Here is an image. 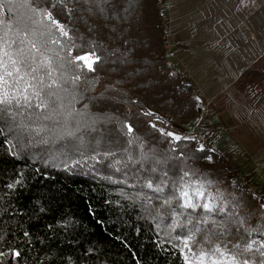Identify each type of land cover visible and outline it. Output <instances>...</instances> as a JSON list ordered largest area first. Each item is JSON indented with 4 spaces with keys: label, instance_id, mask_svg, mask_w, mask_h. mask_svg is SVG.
<instances>
[{
    "label": "trees",
    "instance_id": "16d2710c",
    "mask_svg": "<svg viewBox=\"0 0 264 264\" xmlns=\"http://www.w3.org/2000/svg\"><path fill=\"white\" fill-rule=\"evenodd\" d=\"M0 3V36L6 31L12 36L20 18L31 13L24 0ZM53 3L41 0L49 9ZM165 3L63 0L53 15L67 37L55 28L49 32L47 21L35 26L37 42L48 41L46 55L54 67L79 80H68V92L61 93L64 108L50 120L26 109L15 121L0 117V264H185L183 255L191 250L182 255L176 237L187 230L174 227L177 219L184 222L176 215L182 210L175 201L163 205L170 189L163 195L153 189L164 172L171 182L186 171L190 180L203 182L217 209L212 217L217 227L196 234L189 242L193 252L229 242L242 264L264 261L263 252L246 248L254 239L264 240L261 188L253 191L252 180L244 182L235 166L228 173V154L212 141L193 136L176 141L159 131L199 112L188 74L172 72ZM92 52L100 58L94 71L82 61L77 62L82 67L69 63ZM102 78L111 81L99 90ZM22 123L43 131H22ZM150 181L153 188L147 187Z\"/></svg>",
    "mask_w": 264,
    "mask_h": 264
},
{
    "label": "rangeland",
    "instance_id": "374dc122",
    "mask_svg": "<svg viewBox=\"0 0 264 264\" xmlns=\"http://www.w3.org/2000/svg\"><path fill=\"white\" fill-rule=\"evenodd\" d=\"M162 8L174 75L177 70L186 72L179 61V53L184 48L179 45L181 35L195 45L212 44L208 57L224 58L227 62L207 63L212 65L209 68L215 74L232 69L218 83L221 91L218 94L206 91L203 85L198 90L190 80L199 112L192 119H178L168 132L212 141L214 147L228 154L225 163L228 173H234L235 166L244 182L252 180L253 191L259 186L264 192V0H166ZM191 74L195 76L192 71ZM105 80L111 81L102 78L99 90ZM230 242L233 247L240 246L238 241ZM221 244V249L226 250L221 264H242L237 258L230 259L234 255L229 251V242ZM250 244L251 249L264 253L263 239H254ZM189 246L191 264H201L197 259L200 254ZM218 259H221L219 253L212 257V260ZM203 264H211L208 256L204 257Z\"/></svg>",
    "mask_w": 264,
    "mask_h": 264
},
{
    "label": "snow or ice",
    "instance_id": "6c2138e0",
    "mask_svg": "<svg viewBox=\"0 0 264 264\" xmlns=\"http://www.w3.org/2000/svg\"><path fill=\"white\" fill-rule=\"evenodd\" d=\"M56 3H63V0H56ZM56 3L52 4V9L41 6V0H24V6L28 8L31 15L27 17H21L19 23L20 28H17L12 36H9L8 31L0 36V117L4 115L9 116L15 121L16 116L20 114L21 109L31 110L29 115H36L43 120H50L53 116L60 115L61 113L57 109H63V97L61 93H67L68 88L66 84L71 79L73 84L79 80V76L67 77L64 71L54 67L52 58L46 55L47 51H50L46 47L48 41L38 43L35 37L37 36V25H44L47 21L48 31L51 32L55 28L60 36L67 37L68 32L65 29V25L55 19L53 15V9L56 7ZM3 4L0 3V8ZM11 11V9H9ZM11 30V25H9ZM44 33H40L43 36ZM32 38H29V37ZM58 43L59 41H52ZM79 48L80 46H75ZM42 49H44L42 51ZM100 58L95 56L94 52L90 56L77 55L70 64H75L76 67H82L83 65L77 62H84L87 71H94L93 64ZM64 66L61 65V68ZM51 109L49 114L43 115V112ZM39 110V111H38ZM72 113L68 112L67 116H71ZM152 115V113H147ZM155 127V125H151ZM22 131H35L37 134L43 131V127L33 128L31 124H21ZM128 131L131 132L132 128L129 125ZM162 134L173 137L176 141L182 139L179 135L173 132H165L163 129L159 130ZM72 135V133H69ZM184 139H192L185 137ZM200 150H203V145L199 146ZM210 159V157H209ZM192 175L190 172H184L178 181L169 182L167 172L163 173V179L153 190L161 195L164 194L165 189H170V194L163 199V205L172 207L173 202H176V207L181 209L179 213H176L177 217H184V222L181 223L179 219L174 227H181L187 230L186 235L181 237L177 236L176 239L181 240L183 245L180 248V252L183 255L184 249H189V242L194 241L196 234L200 231L212 232L216 227V221L213 217V212L216 209L214 198L209 199L206 197V189L203 182L192 181L189 177ZM210 183V182H209ZM198 185V186H196ZM147 187L153 188L151 181ZM203 201V202H201ZM198 209L203 211L197 213ZM190 210V211H186ZM222 211V209H219ZM175 212V208H173ZM204 240L211 244V240L208 236L204 237ZM252 245L248 244L247 248H251ZM219 253L221 259L212 260V257ZM19 256V253H15ZM226 255V250H222L219 245L212 246L208 252H201L197 259L203 264V259L208 256L211 264H221L222 259ZM185 264H191V261L187 255H183ZM235 261L236 257H230ZM243 264H247L246 261ZM264 264V261L261 262Z\"/></svg>",
    "mask_w": 264,
    "mask_h": 264
},
{
    "label": "crops",
    "instance_id": "0c3cea01",
    "mask_svg": "<svg viewBox=\"0 0 264 264\" xmlns=\"http://www.w3.org/2000/svg\"><path fill=\"white\" fill-rule=\"evenodd\" d=\"M180 33H182V30L180 29ZM180 37L179 45L184 47L183 50L179 53V61L186 73L189 75V80H192V83L198 88V90L203 89L201 85L205 88L206 91L212 90V93L216 91L218 94L221 92L218 90V83L222 81V76L227 75L232 69L228 68L225 70H222L224 73L218 75V72L216 74L215 71H211L209 67L212 65H209L207 63H213L215 64H226L224 58L219 57H212L210 59L208 57V52L210 49H212L210 46L212 44L207 43H198V45L193 44L189 41L188 38L185 36ZM189 41V42H188ZM206 50V51H204ZM188 67H185V66ZM191 71L194 73L195 76L191 74ZM217 71H220L217 69Z\"/></svg>",
    "mask_w": 264,
    "mask_h": 264
}]
</instances>
